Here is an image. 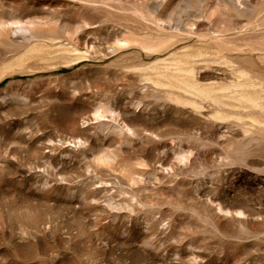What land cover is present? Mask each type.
<instances>
[{"label":"rangeland","instance_id":"374dc122","mask_svg":"<svg viewBox=\"0 0 264 264\" xmlns=\"http://www.w3.org/2000/svg\"><path fill=\"white\" fill-rule=\"evenodd\" d=\"M0 264H264V0H0Z\"/></svg>","mask_w":264,"mask_h":264}]
</instances>
